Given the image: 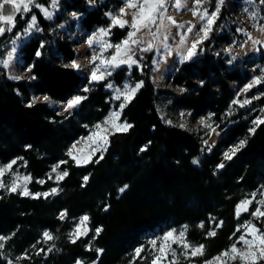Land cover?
Here are the masks:
<instances>
[{
    "label": "trees",
    "instance_id": "trees-1",
    "mask_svg": "<svg viewBox=\"0 0 264 264\" xmlns=\"http://www.w3.org/2000/svg\"><path fill=\"white\" fill-rule=\"evenodd\" d=\"M62 2L64 8L83 13L82 26L92 31L110 26L111 18L106 14L120 0H97L96 5L89 0ZM235 4V0H225L223 5H219V0L205 2L207 12L220 7L213 33L199 45L201 55L182 62L174 76L175 82L184 87L183 93H175V105L195 114L211 112L215 124L226 129L215 148L204 152L203 138L194 129L171 125L162 119L159 102L167 90L153 81L155 51L138 50L135 54L138 65L122 66L110 76V80L119 84L126 78L132 84L144 81L122 116L133 127L109 137L107 151L102 153L104 159L99 163L79 166L66 155L71 143L87 134L115 100L106 87L107 81L90 83L88 75L61 62L63 56L75 57L74 45L68 38L52 35L54 23L39 8L23 14L25 19L16 16L18 27L0 37V60L7 55L8 41L32 14L37 15L43 31L22 46L23 65L32 67L33 81L11 79L0 65V162L22 157L23 170L33 177L30 186L34 191L56 184L47 177L53 165L61 160L68 161L61 166L69 175L59 183L61 192L52 198L5 193L0 199V235L14 232L10 245L24 250L42 228L66 232L71 219L83 214L90 216L94 227L103 229L96 237L102 253L87 251L83 239L73 244L62 237L57 255L30 253L31 259H26L29 264L39 260L73 264L77 258L88 255L90 260H98V264H129L147 231L171 225L189 224L188 239L205 244V256L197 258L198 261L215 256L239 236L236 205L264 182V125H254L251 110L234 103L237 95L234 82L249 80L251 68L229 65L210 51L211 43L216 41L219 45L229 38V34L219 33L218 26L229 19ZM63 20L59 14L57 21ZM111 34L112 41L117 43L125 38L126 30L112 28ZM37 51L40 56H36ZM258 72L264 81V70L260 68ZM259 86L263 92L259 102L264 105V83ZM85 87L90 90L84 92ZM33 90L61 101L76 94L87 99L73 114L64 115L47 102L38 101L28 107ZM253 127L254 134L249 132ZM238 140L246 143L231 160L224 159L226 147ZM197 158L200 162L193 163ZM220 163L225 167L218 169ZM84 176L89 177L86 183ZM41 179L46 183L36 182ZM124 185L128 188L121 193L119 189ZM63 210L68 213L64 221L59 219ZM220 221L223 224L218 226ZM201 222L204 228L198 227ZM208 230H215L216 235L206 237ZM0 264H8L3 255Z\"/></svg>",
    "mask_w": 264,
    "mask_h": 264
},
{
    "label": "rangeland",
    "instance_id": "rangeland-1",
    "mask_svg": "<svg viewBox=\"0 0 264 264\" xmlns=\"http://www.w3.org/2000/svg\"><path fill=\"white\" fill-rule=\"evenodd\" d=\"M62 1L63 0H58V5L56 7L52 6V0H48L47 3H44L41 0H37V3L43 5L48 9L49 12L52 13L51 19L48 18L52 23H54L51 27L52 35L54 37L68 38L72 41V44L74 45L76 51L75 57L70 59L63 56L61 58V62L65 65H70L71 62L75 60L80 65L78 71L82 74H86L90 76V73L93 69V65L90 63V58L93 55H100L101 53H103L104 57H109L114 52V49H108L105 51L100 47L99 43H94L92 46H89L87 40L90 38V36L93 33L97 32L100 28L107 29L109 27L99 26L92 31L84 29L82 26V18L84 14L78 11L64 8ZM206 1L207 0H202V3L200 5H195L194 0H181L182 7L176 8L175 0H168V3L166 5V11L163 14L162 23L161 20H157V23L155 25H151L149 28L141 29V31L137 33L135 39L139 41V43L133 44L131 46L133 49L131 55L133 59H136L135 54L138 50L143 51V49H147L149 48V46L152 47V50L155 51L154 67L152 74L153 81L157 86L167 90V92L164 94V96L159 102V111L162 117L164 118L165 121L171 120L172 121L171 125L180 126V124H184L185 128L194 129L203 138L204 152L206 151L209 152L213 148H215V146L219 143L226 129H221L219 124H215L212 118L213 115L210 116V114H212L211 112L195 114L193 110L184 107H179L174 103L175 93L181 94L184 92V87L182 85H178L175 82L174 76L177 73L181 63L188 60V59H184V56L186 55L188 48L191 47L193 41L199 39L200 36L203 35V33L200 32L198 36L197 35L198 30L202 26H207V18L204 15L205 12H207L205 7ZM124 2L125 0H120V2H118L109 12L113 14H117L119 8L124 6ZM235 2L236 4L232 9L229 19L225 22L220 23V25L218 26L219 33L229 34V38L226 41L219 42L220 43L219 45H217L216 41L211 43L210 51L224 58L229 65H233V66L244 65L251 68L253 74L249 80L240 83L234 82V86L237 93L235 101H238L237 103L240 104L242 107H248L251 110L253 119H256L257 117H262L264 114V105H262L259 102V98L261 97L263 92L260 89L259 86L260 84H255L254 82L255 77L258 76L261 77L262 75L259 74L258 70L260 68L264 70V62L262 61L264 55V3H261V0H235ZM90 3L91 5H96L97 0H91ZM244 9H247L248 11L245 12ZM40 10L44 14L43 10L42 9ZM134 11H135L134 9H127V15L124 18L131 21ZM193 11H198L199 15H194ZM73 13H76V15L73 16ZM208 13L211 14L212 12H208ZM5 14H10V8L8 5H5ZM59 14L64 17V20L62 22L57 21V17ZM32 15H35L37 17L36 14H32ZM169 16L175 19L176 21L175 24H173L168 19ZM30 22L31 21L29 17L28 20L24 22V27L22 29H19L15 34H13V36L7 43V47H8L7 55L4 59L0 60V65L7 70L8 76L10 78L13 76H22L23 79H27L29 81L34 80L31 79V77L33 76L32 71L31 72L27 71V69L30 66L25 67L23 65V61L21 58L22 46L31 37L42 33L43 29L37 17V20L35 22L36 27L31 28L29 32L25 33V28L28 27V24ZM17 27H18V23H17ZM189 27H193V31L191 33L187 32V29ZM211 27H212V31H210L209 36L213 33L214 24ZM182 38L186 40V42L183 44L180 43ZM104 39L110 40L112 43H114L112 41V34L111 36L104 37ZM13 48L16 49L15 52L12 51ZM198 49H197L198 54L194 55L192 58L201 55V53L198 52L199 51ZM228 49H231V51L229 52ZM10 53L11 56L9 55ZM252 60L255 61L251 62ZM6 61H7V67L5 66ZM97 64H99V61H97ZM122 66H127V65H121L120 67ZM133 66L134 65H132L130 68H132ZM120 67H117L115 69H110V71L113 74ZM105 81H107V83H112L114 85V87L111 89L107 87V89L111 91L113 97L116 88H122L123 85L126 83L132 84L131 80H129L128 78H126L120 84L113 79L110 80V76H107ZM250 83L254 85L253 88L245 91L246 85ZM44 95L47 94L33 90L31 99L34 96L42 97ZM77 95L84 96L83 94H76L74 96ZM49 97L50 100L47 103L51 107H53L57 112L64 115L73 114L81 104L80 103L76 107L70 109L68 112H65L64 108L69 99L66 101H61L54 99L51 96ZM117 103L119 104L120 101L115 100L114 105L111 107L108 113L95 124L103 121L110 111L115 110L118 105ZM181 112L184 113L183 117H181L180 115ZM209 116L210 118H208ZM201 118H206L205 123L209 124L211 127L210 128L205 127L204 124L201 123ZM92 130L93 127H91L90 131L87 134L82 135L81 137H87ZM81 137H79L78 139L74 140L71 143L72 145L74 142L80 141V143L77 144V149H80L81 151L75 153L78 156H83L84 154H86L91 147L89 142L80 140ZM205 141H207V143H205ZM240 141L241 140H238L234 142L231 146L226 147L223 153L224 159H226L225 154L226 153L231 154V150L234 147L238 146ZM195 160L198 161V163L200 162L199 158ZM7 163L8 162H0V166L5 165ZM62 170L64 169L61 166L60 171ZM13 171L18 174L19 183L23 185L25 183L23 180V176L29 174L23 170L20 160L17 159V164L13 166ZM52 175L53 177H55L56 174L52 173ZM13 178L14 177L12 176V174L9 173L5 177V182L10 185ZM52 180L56 184L48 189H40L34 191L30 186L31 183H28L27 186L30 192L32 193L48 192L53 187L60 189V191H58V193H60L61 187L59 183L61 181H56L54 178ZM261 186H264V182H262L259 185V187L256 188L255 190L249 191L247 196H245V198H250L251 193L257 192L256 200L264 199V196H261L260 194L261 191H264V188H262ZM5 193H10V192L0 190V197L5 196ZM54 196L55 195H51L48 198H52ZM253 207H255V204L253 205ZM81 216L71 219L70 227L66 232H62V233L52 232L48 228H42L39 231V234L32 240V243L24 250L15 249L10 245V239L12 238L14 232L3 234L4 236L10 237V239L4 241L5 246L3 249H0V253H2V255L8 259V261H12L13 264H29L28 261H26V259L24 260L25 253H27L29 256L31 255L30 253L36 254L37 250L41 247L45 249V252H48L47 249L54 245V247H52V251L48 252L54 257L60 251L61 238L66 237L67 239H69V233H71L74 230V226ZM67 218L68 215L64 220H66ZM245 220H252L254 223L257 222L255 218H252L250 215L247 216V213H245L239 217V226ZM184 225H187V236H188V231L190 227L189 224L171 225L170 227L165 226L162 228L157 227L154 230L147 231L143 236L142 243H140L135 247L137 248L142 245L147 247L148 251L146 253H143L142 255L147 256L149 259L143 260L144 264H149L150 258L155 254V250L152 249L150 243L152 239L162 236L164 232L173 228L179 231L183 228ZM60 227H62V225ZM87 227L94 228V226L91 224V221L88 222ZM45 230H49L50 232H52V234L56 238L52 241L44 242L42 239V233ZM241 232H243V229H241ZM240 234L241 233H239V235ZM91 235L92 233H90V236ZM96 237L97 236H95V238L91 240L83 237L81 239L84 240V244L91 243L93 248L95 249V248H99L98 245L96 244ZM38 241L39 243H37ZM191 242L198 243L195 241H191ZM33 245H36V247L33 248L32 247ZM173 247L177 248L178 252L180 251L177 245H173ZM90 257L91 256L88 255L86 257L85 256L79 257V259L85 261L86 264H92L93 260H90ZM177 259L179 260V263L189 264V261L186 260L183 255H179ZM94 261L95 264H98V260H94ZM36 264H50V262L39 260ZM73 264H75V261L73 262ZM165 264H167V262H165ZM192 264H198L197 258L193 260Z\"/></svg>",
    "mask_w": 264,
    "mask_h": 264
},
{
    "label": "snow or ice",
    "instance_id": "snow-or-ice-1",
    "mask_svg": "<svg viewBox=\"0 0 264 264\" xmlns=\"http://www.w3.org/2000/svg\"><path fill=\"white\" fill-rule=\"evenodd\" d=\"M91 2V0H90ZM168 0H125L124 6L120 7L117 14H113L111 12L107 13L111 18V23L109 28H100L97 32L93 33L90 38L87 40L89 46H92L94 43H99L100 47L103 50L114 49V52L109 57H104L103 53L100 55H93L90 58V63L93 65V69L89 76V82H99L104 81L107 76H111L112 72L110 69H115L120 67L121 65H127L131 67L132 65H138L139 60L133 59L131 53L133 51L132 45L138 44L139 41L135 39V36L141 29L149 28L151 25H155L157 20L163 19V14L166 11V5ZM195 5H200L202 0H194ZM225 0H219V5H223ZM261 3H264V0H261ZM5 5H8L10 8V14H5ZM58 5V0H52V6L56 7ZM175 7L181 8L182 3L181 0H175ZM33 8L42 9L45 16L49 19L52 17V13L48 11L46 7L37 3V0H0V37L4 36L6 32H12L17 28V21L15 17L20 15L21 19H25L23 13H31ZM127 9H134L131 21L125 19L124 17L127 15ZM247 12V9H244ZM194 15H199L198 11H193ZM220 14V7L217 6L215 11L211 14L205 12V17L207 18V26H202L197 35L202 32L203 35L200 36L199 39L193 41L191 47L188 48L184 59H191L194 55H197V49L200 44L203 43L204 40L208 39L210 31H212V25L216 23L217 18ZM76 13H73L75 16ZM168 19L175 24L176 21L173 17L169 16ZM37 17L35 15L30 16V23L28 27L25 28V33L29 32L31 28L36 27ZM119 28L122 30H126L125 38L117 43H112L110 40H105L104 37L111 36L112 28ZM195 27V26H193ZM193 27H189L187 32L191 33L193 31ZM131 29V30H127ZM239 31V29H238ZM155 35V34H153ZM186 40L184 38L181 39V44L185 43ZM43 47V45H41ZM152 47L149 46L147 49H143V51H151ZM16 51L15 48L12 50ZM230 52L231 49H228ZM11 56V53L9 54ZM41 52L37 51L36 56H40ZM99 61V64H97ZM5 66L7 67V61L5 62ZM66 67H72L75 69H79L80 65L73 60L70 65H66ZM142 70V69H141ZM28 72L32 71V67L27 69ZM12 79H23L22 76H13ZM31 79H35V76H32ZM255 84L264 83L261 77H255ZM144 81L139 80L135 82V84L126 83L122 88H116L114 99L120 101L117 105L116 109L110 111L109 114L104 118L103 121L93 125V130L89 133L87 137H81L80 140L87 141L91 145L90 150L84 154L83 156H78L75 153L81 151L77 149V144L80 141L74 142L66 155L71 158V160L76 165H86L88 163H99L104 159L103 152L107 151V145L109 144V137L115 135L117 133L127 132L129 131L133 125L129 123L126 119H122L125 107L131 103V101L135 98L136 93L143 87ZM253 84L250 83L246 85L245 91L253 88ZM106 87L113 88L114 85L112 83H107ZM90 89L85 87L83 89L84 92H88ZM183 91V90H182ZM87 99V96H73L71 99L67 101L65 105L64 111L68 112L70 109L76 107L81 102ZM50 97L44 95L34 96L31 101L28 103V107H32L37 101L48 102ZM238 101H234L237 103ZM247 103V101H246ZM181 117L184 116V113H180ZM190 115V113H189ZM214 115V114H210ZM210 116L208 118H210ZM163 119V117H162ZM206 118H201V123L204 124L205 127L210 128L211 126L205 123ZM166 123L172 124L171 120H167ZM254 125L259 127L260 125H264V117H257L252 121ZM106 126V127H105ZM87 127V125L85 126ZM181 128H184V124H180ZM256 128H250V133H255ZM207 143V141H205ZM246 141H240L239 145L234 147L231 150V154L226 153L225 158L228 160L232 159V156L235 155L240 148L244 146ZM27 147H31L28 145ZM142 151L145 149H141ZM97 153H100L98 157L93 160L92 157L96 156ZM19 160H23L22 157L17 158ZM17 159H14L8 162L5 165L0 166V190H4L10 193H19L24 196H31L34 199H39L43 197L47 199L51 195H56L60 189L53 187L48 192H30L28 188V183H31L33 177L29 175L23 176L24 184L21 185L19 183V177L16 172L13 171V166L17 164ZM68 163L67 160H61L57 164L53 165L51 172L48 174V180H52L53 178L56 181H62L65 177L69 175L68 170L65 168L60 171L61 165H66ZM193 163H198V161L194 160ZM26 166V162H25ZM218 168H224L225 165L220 163L217 165ZM11 173L14 177L12 179L11 184L5 182V177L7 174ZM52 173H55V177H53ZM89 177L84 176L83 181L86 183ZM37 183L44 184L46 180H38ZM264 188V186H261ZM128 188V185H124L119 189L121 193H123ZM260 191V190H258ZM261 196H264V191H261ZM257 192H253L250 194V198L242 199L236 205V215L239 218L242 214H249L252 218H255L257 221L254 223L252 220H245L236 230V232L241 233L236 237V240L231 243L227 248L223 249L221 252L217 253L215 256H212L208 259L199 260L198 264H264V199L256 200ZM3 197H0L2 199ZM255 204V207L253 205ZM107 210V209H105ZM68 215L67 210L62 211L59 214V219L64 220ZM90 221V217L85 214L79 218L74 226V230L69 233V239L71 243L76 244L77 241L81 240V238H88L89 240L94 239L95 236L99 235L102 232V228L99 226H95L94 228L87 227L88 222ZM223 221L218 222V226L222 225ZM200 228H204L205 224L201 222L198 225ZM243 229V232H241ZM90 233L92 235L90 236ZM15 235V233H13ZM216 235L215 230H208L206 232V237H214ZM235 236L236 233H233ZM56 237L49 230H45L42 233V239L44 242L52 241ZM10 237L0 235V249L4 248V241L9 240ZM39 243V241L37 242ZM152 249L155 250V254L150 258L149 264H179V260L177 257L179 255H183L186 260L189 261V264H192L193 260L196 258L204 257L206 246L203 243H192L187 236V225H184L181 230L170 229L163 233L162 236L158 238H154L150 241ZM173 245H177L179 247V252L177 248L173 247ZM239 245V246H238ZM33 248L36 245L32 246ZM54 247V245L52 246ZM52 247L47 249L48 252L52 251ZM85 248L87 251H95L96 253H102L104 250L101 248H93L91 243L85 244ZM148 251L146 246H140L134 249L132 253L133 259L129 261V264H139L142 260H148L149 258L143 253ZM45 249L43 247L37 250V255L44 253ZM2 255V253H0ZM25 259H31V257L25 253ZM8 264H13L12 261H8ZM75 264H86L85 261L81 259H77ZM95 264V261L92 262Z\"/></svg>",
    "mask_w": 264,
    "mask_h": 264
}]
</instances>
